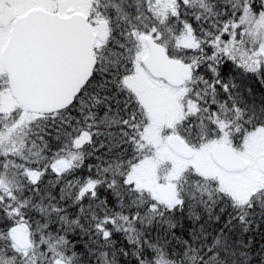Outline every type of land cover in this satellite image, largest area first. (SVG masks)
<instances>
[{
  "label": "snow or ice",
  "instance_id": "1",
  "mask_svg": "<svg viewBox=\"0 0 264 264\" xmlns=\"http://www.w3.org/2000/svg\"><path fill=\"white\" fill-rule=\"evenodd\" d=\"M0 264H264V0H0Z\"/></svg>",
  "mask_w": 264,
  "mask_h": 264
}]
</instances>
